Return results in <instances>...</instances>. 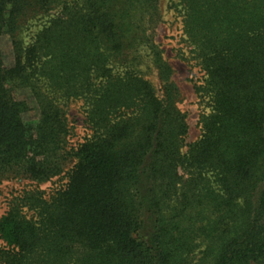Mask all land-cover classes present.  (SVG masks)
<instances>
[{
	"label": "trees",
	"instance_id": "1",
	"mask_svg": "<svg viewBox=\"0 0 264 264\" xmlns=\"http://www.w3.org/2000/svg\"><path fill=\"white\" fill-rule=\"evenodd\" d=\"M171 7L203 107L189 145L154 41L159 0H0L13 52L7 66L0 44V177L61 173L68 131L49 95L84 101L89 129L63 183L17 194L0 217V264H264V0ZM54 10L23 47V20ZM141 47L159 90L134 68L113 72ZM19 89L37 119H23Z\"/></svg>",
	"mask_w": 264,
	"mask_h": 264
},
{
	"label": "rangeland",
	"instance_id": "2",
	"mask_svg": "<svg viewBox=\"0 0 264 264\" xmlns=\"http://www.w3.org/2000/svg\"><path fill=\"white\" fill-rule=\"evenodd\" d=\"M177 0H159V21L155 29L154 41L162 51L161 55L169 64L171 69V82L179 91L178 108L186 116L188 132L185 145L196 141L200 136L199 116L203 110L199 103L194 88L192 77L196 76L197 69L191 68L187 61H184L182 55L186 51L185 44L180 37V19L178 12L171 7ZM55 10L48 14L29 15L23 20L17 39L22 42V46L33 42L36 34L47 24L48 20L55 14ZM4 62L7 66L13 65V52L10 40L7 37L0 39ZM131 55L129 61L121 64L119 61L112 63L113 72L119 73L126 69H135L142 77L153 85L156 90L161 87L156 78V73L152 68L150 52L145 47L138 48L137 52H129ZM17 97L20 100L30 101L31 109L23 115L25 121L37 119L39 111L33 102L32 94L25 89H19ZM64 114L67 125V137L65 149V161L61 173L46 182H32L26 179H9L0 177V217L6 213L12 199L17 194L31 189L32 187L44 191L46 194L59 184L65 181L66 174L73 168L76 159L74 157L75 149L82 140L88 136L89 129L86 123V114L88 106L82 100L65 99L59 93L49 95ZM186 148H183V151ZM1 244V242H0ZM201 248L195 251V258L201 257Z\"/></svg>",
	"mask_w": 264,
	"mask_h": 264
}]
</instances>
